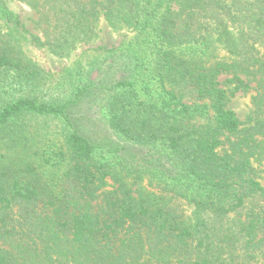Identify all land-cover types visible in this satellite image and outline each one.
<instances>
[{
	"label": "trees",
	"instance_id": "trees-1",
	"mask_svg": "<svg viewBox=\"0 0 264 264\" xmlns=\"http://www.w3.org/2000/svg\"><path fill=\"white\" fill-rule=\"evenodd\" d=\"M15 1L37 12L41 37H24L0 0V86L40 83L46 76L25 48L65 57L99 20L135 31L151 57L141 84L113 59L61 103L0 98V134L41 117L59 121L64 137V150L43 159L63 166L56 187L24 155L0 161V264H264V185L253 167L264 162V0ZM251 91L242 127L227 103ZM88 99L97 105L90 121L103 118L148 164L158 158L152 166L195 208V222L171 197L133 190L131 169H114L125 155L115 167L94 158L97 131L73 116ZM9 134L16 149L28 146Z\"/></svg>",
	"mask_w": 264,
	"mask_h": 264
},
{
	"label": "rangeland",
	"instance_id": "rangeland-1",
	"mask_svg": "<svg viewBox=\"0 0 264 264\" xmlns=\"http://www.w3.org/2000/svg\"><path fill=\"white\" fill-rule=\"evenodd\" d=\"M6 7L18 17L20 24L26 30L27 33L24 34V37L28 39L31 35L41 37L37 24L38 14L33 8L15 0H6ZM96 27L94 37L88 43L78 44L75 48L69 50V54L65 57H59L51 53L46 47L38 49L34 46H27L25 48L27 57L42 70L46 77L40 83L28 84V86L13 83L2 84L0 86V98L7 99L26 94L38 101L61 103L71 97L76 87L85 83L84 76H87L92 69L95 70L102 64L112 63L113 59L121 68L131 69L133 71L132 76L141 84L144 79L142 76L144 75L142 60H148L151 53L142 45L141 40H136V32L126 28L113 29L104 20H99ZM105 48L111 49V51H106ZM137 60L140 62L139 65ZM140 95L142 94L139 92L138 96ZM252 95V91L237 93L227 103V108L234 111L238 119L245 123L242 127L247 126V121L252 116ZM96 107L97 105L93 100L88 99L79 104L78 113L76 111L73 113V116L80 119L85 128L88 130L95 128L97 131L95 141L99 142V146L97 155L94 158L98 159L103 155L109 158L106 163L110 167H115L116 165L113 164L115 160L119 159L122 154L125 155H122L125 158L122 165L116 166L114 169L116 172L122 171L123 173V170L131 169L132 174L130 177L137 180V183H134L133 190L152 195H164L168 199L171 197V202L178 207L180 214L186 220L195 222L197 215L195 214V208L180 196H174L172 190L178 189L174 186V182L161 177L159 171L156 170V166H152L157 164L158 158L152 159V163L148 164L149 162L147 163L142 159V152H140L139 147L138 149L132 147L129 145L130 142L107 130L106 121L103 118L95 117L93 121L89 120L94 118ZM81 114H85L87 118L83 122ZM207 121L201 120L199 124H205ZM9 132L27 137L29 139L28 146L24 147L23 142L20 143L21 145L19 144L23 148L16 149V146L10 140ZM63 139V130L59 121L41 117H25L20 119L16 125H10L5 134H0V161H13L15 153H18L19 156L24 155L30 158L29 161L39 173L42 183H48L50 187L52 186L51 188L56 187L55 182L60 177L63 166L46 164L43 159L47 160L48 155L53 151L64 150ZM147 148L145 147L144 151H147ZM109 149L117 152L109 154ZM224 149L225 147L219 149V152L222 153ZM120 150L122 151L120 152ZM43 151L47 153L45 156L42 154ZM35 152L38 154L35 155ZM124 166L126 167L124 168ZM253 167L261 177V184L264 185V179H262L264 176V162H254ZM132 182L130 183L132 184Z\"/></svg>",
	"mask_w": 264,
	"mask_h": 264
}]
</instances>
